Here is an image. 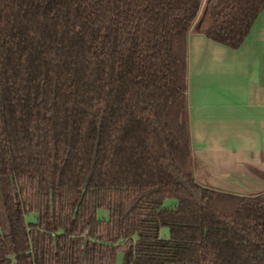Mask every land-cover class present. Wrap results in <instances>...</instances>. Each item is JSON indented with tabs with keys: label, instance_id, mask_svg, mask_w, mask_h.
Masks as SVG:
<instances>
[{
	"label": "trees",
	"instance_id": "obj_1",
	"mask_svg": "<svg viewBox=\"0 0 264 264\" xmlns=\"http://www.w3.org/2000/svg\"><path fill=\"white\" fill-rule=\"evenodd\" d=\"M203 3L0 0V264H264V191L196 181L188 109L193 26L239 48L264 0Z\"/></svg>",
	"mask_w": 264,
	"mask_h": 264
},
{
	"label": "crops",
	"instance_id": "obj_2",
	"mask_svg": "<svg viewBox=\"0 0 264 264\" xmlns=\"http://www.w3.org/2000/svg\"><path fill=\"white\" fill-rule=\"evenodd\" d=\"M194 25L188 35V109L192 170L206 187L264 191V9L239 48ZM171 201V200H170ZM103 218L109 212L99 209ZM162 238L170 237L168 228ZM164 233V235H163ZM116 264H121V257Z\"/></svg>",
	"mask_w": 264,
	"mask_h": 264
},
{
	"label": "rangeland",
	"instance_id": "obj_3",
	"mask_svg": "<svg viewBox=\"0 0 264 264\" xmlns=\"http://www.w3.org/2000/svg\"><path fill=\"white\" fill-rule=\"evenodd\" d=\"M202 5H203V6H202V10H201V12L203 11V7H204V5H205V0H204V3H203ZM201 12H200V15H199L198 19H199L200 16H201ZM197 21H198V20H196V22H195L194 24H196ZM174 204H175V203H174L173 201H166V205H174ZM98 213H99V210H98ZM3 216H4V209H3L2 203L0 202V224L2 225L3 228H5V226H4V222H3ZM98 217H99V218H103L100 214H98ZM35 218H36V213H30V214L27 215L26 220H27L28 223H32V222L35 221ZM163 228H168V227H166V226L162 227V228H161V231H162ZM168 229H169V228H168ZM161 231H160V234H161V236H162V232H161ZM163 235H164V233H163ZM168 238H170V237H168Z\"/></svg>",
	"mask_w": 264,
	"mask_h": 264
},
{
	"label": "water",
	"instance_id": "obj_4",
	"mask_svg": "<svg viewBox=\"0 0 264 264\" xmlns=\"http://www.w3.org/2000/svg\"><path fill=\"white\" fill-rule=\"evenodd\" d=\"M3 222H4V224H6V221H5V216H3Z\"/></svg>",
	"mask_w": 264,
	"mask_h": 264
}]
</instances>
